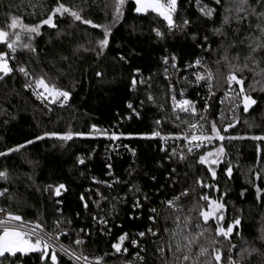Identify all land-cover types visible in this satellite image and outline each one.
Returning a JSON list of instances; mask_svg holds the SVG:
<instances>
[{
    "label": "trees",
    "instance_id": "16d2710c",
    "mask_svg": "<svg viewBox=\"0 0 264 264\" xmlns=\"http://www.w3.org/2000/svg\"><path fill=\"white\" fill-rule=\"evenodd\" d=\"M38 0H0V26L5 25V14L9 11L11 14L22 15L24 23L36 24L42 18L40 9L29 7L30 3H37ZM56 0H45V3L51 7ZM66 5H75L77 8H83L84 15L92 19L96 24H110L112 21V12L114 8V0H63ZM205 3L211 4V0H204ZM185 9L184 15L189 19L199 20L196 27H204L205 31L212 27L213 24L200 16L195 0H181ZM134 0H129L125 5L124 16L113 26L110 37V48L106 50L104 56L99 59L93 53H79V58L71 56V49L75 44H84L87 46V39L84 31L96 35L100 34V29H92L88 25H80V31L67 27L71 23L69 18L60 24L61 29L65 32H73L71 37L65 36L61 41L55 39L54 30L44 26L41 31L42 37H37L35 45L40 51L39 62L43 70L50 76H57L56 67H63L66 74L59 76L57 83L60 87L70 89L72 97L68 102V106L61 109L53 106V112H47L44 106L35 99L31 91L23 88L25 78L14 75L11 78H5L0 81V151L6 150L7 147H14L22 144L28 139H33L36 134L44 131H66L71 128L73 131L88 132L90 126L96 124L99 127L109 129L110 131L124 133H145L150 132L154 128V120L164 117L165 123L161 126L162 132L173 133L176 129L173 124L177 121L169 119L171 115L170 97H166L167 82L163 79V67L160 58L165 55V49L176 52L180 57V67L183 69L184 64L199 55V50L195 49L192 42L185 39L182 35L169 36L167 39L159 40L152 32V27L161 26L163 22L159 21L154 14L143 15L133 11ZM33 11L36 15H30ZM220 17H216V24H219ZM79 24V22H77ZM162 30L167 32L166 28ZM53 36L49 42V35ZM210 35V33H209ZM212 39H215L214 37ZM26 40V38H25ZM119 45V47H118ZM215 46V45H214ZM2 47V46H0ZM130 50H135L138 55L131 59V64H125L117 59V55H127ZM64 54L70 57L72 62L71 70L66 64L59 62V55ZM206 60H215V56H207ZM139 67L142 74L147 77L152 73L157 75L154 77L153 94L157 97L158 103L166 104V110L161 112L152 104L145 103L143 107L139 105L140 100L145 99V91L140 89L139 93L129 90L130 76L132 69ZM87 70V71H86ZM39 71V69H38ZM102 73L100 77L96 76V72ZM223 72L224 69H221ZM183 72L182 75L184 76ZM248 82L252 80L251 74H246ZM174 77L175 80L178 78ZM247 86V82L246 85ZM222 86L220 89L226 88ZM180 88H186V98L199 102L202 106L201 87L185 85L181 79L177 86V94ZM197 93L199 95H197ZM253 97L258 99V105H254L249 109L248 113L243 111V105L238 110L235 118L239 120L234 129H229L228 135L233 136H251L264 135V93H252ZM179 98V97H178ZM131 101L137 107L140 117L132 116L131 119L126 117L132 115L127 109V103ZM211 109L209 111L210 119L219 117V103L217 99H211ZM225 119L217 120L218 126L221 128L227 123L233 122L229 115L224 114ZM192 121L191 116L182 115L181 120ZM7 121V123H5ZM247 122V123H246ZM254 125V127H249ZM117 142L128 144L135 148L136 155L110 152V147L115 141H110L104 136H95V138L74 137L72 141H68L61 147V141L54 139H45L37 141L32 145H28L20 152L12 153L8 157H0V169L7 168L12 179L11 183L0 181V188L8 187L10 192L14 193V199L9 201L7 197H0V207L9 209L15 213L21 214L26 220H34L37 214H41L46 221L47 230L53 231V221L56 219L71 220V224L63 223L61 228L68 235H62L63 240L74 248L83 247L93 255L104 256L106 264H122L135 261L136 249H133L126 241L125 244L129 251L127 254H116L111 245L122 232L146 231L148 227H153L158 231L159 236L163 239L150 238L146 242L148 253L145 255L146 264H163L158 259L155 252V246L152 240H156L159 244L172 243L174 240H181L183 227V217L188 215L187 209L193 207L195 201L203 193H208L212 198H218L224 191L228 195L224 197L227 202V211L225 213L226 222H231L235 216L241 217V226L239 231L249 245L264 252V241L258 239L264 233V200L258 201L255 196V189L249 180H254V172H249L253 166L255 171L264 172V142L252 141L250 139L225 141V147L228 152L226 159L231 162L233 167V178L228 180L224 176V164L217 168L220 177V192L210 189L196 188L194 194L183 202L184 213L181 215V228L177 229L178 235L172 238L166 235L164 229L173 227L172 219L179 213L173 212L171 209H165L161 203L166 198H171L175 193L182 191L181 186L175 185L169 189L165 187L159 193L157 189L164 183L163 176L166 169L176 167L178 169V179L184 181L187 173V183L183 187L191 189L194 187V181L197 176L207 177L205 166L199 165L196 161L201 151L196 155L189 156L184 163L169 162L165 157L166 153L159 150L161 141L156 139H141L134 137L131 139L121 138ZM219 142L209 145L207 150H211L217 146ZM257 144L261 146V151L257 153ZM168 147V151H171ZM77 156L85 159V165L77 163ZM89 156L91 157L89 159ZM110 158V159H109ZM113 164V174L115 177L128 181L129 184L116 185L114 189L109 190L102 185H94L92 178L109 180L106 175V169L103 167L105 161ZM260 160V163L257 161ZM163 163V168L157 167V162ZM129 176L128 171L133 170ZM26 173H30L34 177V185L27 180ZM83 173V175H81ZM157 176L160 179L154 183L150 177ZM19 177V179H17ZM261 187H264V181L254 180ZM66 184L68 191L60 198L63 200L62 205H56L51 194L44 193L43 188L48 184ZM138 184L143 191L149 192L151 195L150 202L145 203L143 209L138 210L139 219H129V213L132 211L133 194L128 191L131 184ZM38 186L41 191H36ZM100 189L105 196L115 197L126 196L127 203H120L116 207L117 215L109 217V225L112 227L110 236L101 235L98 228L91 229V236L85 237V243L77 246L72 243L77 238V232L80 228H86L92 225L91 215L99 211L97 207L89 202L90 211L85 213L81 207L80 195L84 193L92 195L93 200L98 199L95 196L96 188ZM89 191L85 193V190ZM247 189L245 196L241 197L240 192ZM57 207L61 209L57 213ZM154 207L160 213L157 216V223L152 225L148 220L151 214L149 208ZM101 208L107 212L110 205L106 201L101 202ZM77 212L80 213L77 217ZM193 217V225L197 222L203 224L198 216V210L191 213ZM120 225L121 227H116ZM215 222L209 221V231L199 238V244L205 247L209 246L210 241L214 238ZM192 231H197L195 227ZM233 233L232 243L241 244L239 236ZM82 235V234H81ZM218 247V245H217ZM211 250V249H210ZM234 252L236 249L233 250ZM169 259L171 255L165 253ZM195 248L193 250V257ZM227 254L225 249V255ZM204 259L203 257L201 258ZM62 260L63 264H72V262L61 254H58V264ZM250 264H261V259L256 255L249 258ZM22 264H40L39 254H30L28 257L22 258ZM49 264L51 262L49 261Z\"/></svg>",
    "mask_w": 264,
    "mask_h": 264
},
{
    "label": "snow or ice",
    "instance_id": "6c2138e0",
    "mask_svg": "<svg viewBox=\"0 0 264 264\" xmlns=\"http://www.w3.org/2000/svg\"><path fill=\"white\" fill-rule=\"evenodd\" d=\"M87 3V0H84ZM129 0H114V8L112 12V21L110 24H96L92 19L87 18L83 13V8H77L75 5H66L63 0H56L55 4L49 7L45 0H38L37 3H30L29 7L40 9L41 19L36 24L24 23L22 15L11 14L9 11L5 14V25L0 26V81L5 78H11L18 74L25 78L23 88L26 91H31L32 95L38 100L47 112H53L54 107L58 106L63 109L68 106V102L72 97L70 89L62 88L57 83L59 76L66 74L63 67H56L53 63L52 66L56 68L57 76H50L45 72L40 65L39 56L40 50H37L35 40L37 37H42L43 32L41 29L47 26L48 29L54 30L55 39L61 41L63 37H71L73 32H65L61 29L60 24L63 21L71 19V23L67 25L70 29L80 31V25H88L92 29H100V34L96 35L84 31L85 38L87 39V46L84 44H75L71 49V56L79 58V53H93L99 59L104 56L106 50L110 48V37L113 35V26L124 16V9ZM197 10L201 17L213 24L212 27L205 31L204 27H196L199 20L189 19L182 6L181 0H134L133 11L137 14L149 15L154 14L159 21H162V27L167 29V32L162 30L161 26L152 27V32L159 40L167 39L169 36L177 34L182 35L185 39L192 42L195 49L199 50V55L194 59L187 61L183 69L180 67L181 57L174 51L165 49V55L160 58L163 67V79L167 82L166 97H170L171 115L169 119L177 121L176 127L184 124L185 127L181 132L163 133L162 125L166 122L164 117L154 120V128L150 132L145 133H124L110 131L109 129L102 128L93 124L90 126L88 132L73 131L71 128L66 131H44L36 134L33 139H28L22 144H17L14 147H7L6 150L0 151V157H8L12 153L20 152L28 145H32L37 141L45 139H54L61 141V147L64 143L72 141L74 137L82 138H95V136H104L110 141H117L121 138H134L141 139H156L159 138L163 141L159 150L166 153V159L169 162L184 163L189 156L194 155L197 151H202L203 154L199 155L196 163L205 166L207 177L197 176L194 181V187L191 189L183 187L187 183L186 178L182 182L178 179V169L172 167L165 170L163 181L157 193L165 187L169 189L175 185H180L182 191L175 193L171 198H166L161 201L165 209H171L175 213L172 219L173 227L164 229L166 235L175 238L178 233L177 229L181 228V215L184 213L183 202L194 194L196 188L210 189L220 192V177L218 176L217 168L224 164V176L228 180L233 178V167L230 161L226 159L228 152L225 147V141H234L242 139H250L252 141L264 142V135H251V136H233L228 135L229 129H234L236 123L239 122L235 118V110L243 105V111L249 112L254 105H258V99L254 98L252 93H264V0H211V4L205 3L204 0H195ZM30 15H36L33 11ZM219 16V24H216V17ZM79 22V24H77ZM210 33V35H209ZM215 39H212V38ZM26 38V40H25ZM53 36L49 35V42ZM215 45V46H214ZM119 47V45H118ZM138 55L135 50H130L127 55L119 54L117 59L125 64H131V59ZM207 56H215V60H206ZM59 62L63 65L66 64L68 69L71 70L72 62L68 55L60 54ZM39 69V71H38ZM221 69H224L222 72ZM191 70V71H189ZM87 71V70H86ZM183 72H188V76H183ZM251 74L252 80L248 82L246 74ZM178 74L180 76L177 77ZM101 72L97 71L96 76L100 77ZM156 73H152L145 77L139 67L132 69L130 76L129 90L139 93L143 88L145 91V99L139 101V105L143 107L145 103L152 104L161 112L166 110L168 99L164 103H158L157 97L153 94L154 77ZM181 79L185 85L188 86H204L207 89L205 97H203V108H199L198 101L186 98V88H180L177 94V86L180 84ZM247 82V86L246 85ZM227 86L228 91L224 93V98L230 99L229 112L232 113L231 119L233 122L227 123L222 128L218 126L217 120L223 122L225 119L223 112L220 113L217 119L209 118V101L216 96L222 86ZM233 85H238V90L233 88ZM197 95H199L197 93ZM179 97V98H178ZM223 103V100H221ZM132 115L126 117L131 119L132 116L140 117L137 107L133 102L129 101L126 105ZM180 113L186 116H191L192 121L181 120ZM7 123V121H5ZM247 123V122H246ZM254 127V125H249ZM183 141V148L177 151L176 147H172L168 151V140ZM219 142L217 146L211 150H207L209 145ZM136 155L135 149L129 148L128 145H122ZM186 149V151H185ZM115 150V149H113ZM261 151V146L257 144V153ZM91 157L89 156V159ZM77 163L85 165V159L77 156ZM110 159V158H109ZM260 163V160L257 161ZM103 167L106 169V175L109 180L92 178L94 185H102L104 188L112 190L116 185L129 184L128 181L122 178L115 177L113 174V164L105 161ZM158 168H163L164 164L157 162ZM264 167V166H262ZM133 170H129V176L132 175ZM249 172H254V180L264 181V172L255 171V167L249 169ZM83 175V173H81ZM25 176L29 182L34 185V177L30 173ZM12 177L7 168L0 169V181L6 183L12 182ZM19 179V177H17ZM150 179L156 183L160 179L153 175ZM254 180H249L255 189V196L258 201L264 200V187L256 184ZM36 191L40 192L41 189L36 186ZM68 188L66 184L59 183L56 185L48 184L43 188V192L51 194V197L56 199L53 202L56 205H62L63 200L60 199ZM89 190L86 189L85 193ZM128 191L133 194L132 211L129 213V219H139L137 215L138 210L143 209L144 204L150 202L152 194L143 191L140 185L131 184ZM247 189L240 192V196L244 197ZM228 195L224 191L218 198H212L208 193H203L199 199L195 201L193 207L188 208V215L183 217V227L181 230V240H174V247L172 243L159 244L156 240H152L155 246V252L158 259L163 264H250L249 258L256 255L261 259V264H264V252L256 248L254 245H249L248 241L241 235L239 228L241 226V217L235 216L231 222H226L225 213L227 211V202L224 197ZM95 196L98 199L93 200L92 195H80V203L84 212L87 214L90 211V204H94L99 211L91 215L92 225L86 228H80L77 232V238L72 242L77 246L85 243V237L91 236V229L98 228L101 235L110 236L112 227L109 225V217H115L116 207L120 203H127L126 196L109 198L105 196L99 187L95 190ZM0 197H7L9 201L14 199V193L10 192L8 187L0 188ZM106 201L110 208L105 212L101 208V202ZM198 210V216L202 219L203 224L197 222L193 225L192 212ZM151 213L148 220L152 225L157 223V216L160 213L154 207L149 208ZM57 213L62 212L57 207ZM80 213L77 212V217ZM209 221L215 222L214 238L210 241L209 246L205 247L199 244V238L204 236L209 231ZM63 223L71 224V220L56 219L53 221V228L55 233L47 230L46 221L41 214H37L34 220H26L23 215L15 213L4 207H0V264H22V258L28 257L30 254H39L40 264H58V253L68 256L72 264H93L83 251L77 252L70 245L66 246L60 242L61 235H68L63 231L61 225ZM116 227H121L116 225ZM195 227L197 231L193 232L192 228ZM240 237L241 244L237 245L232 243L233 233ZM82 234V235H81ZM150 238H163L159 236L157 230L153 227H148L146 231L122 232L116 241L112 243L111 247L116 254H127L129 249L125 242L136 249L135 261L138 264H146L145 255L148 248L146 242ZM264 241V233L258 237ZM218 245V247H217ZM195 254L193 257V250ZM211 249V250H210ZM225 249L227 254L225 255ZM236 249L234 252L233 250ZM171 255V259L165 253ZM104 256L95 257L94 264H106ZM204 258L203 260L201 258ZM59 264H63L60 260ZM131 264V262H127Z\"/></svg>",
    "mask_w": 264,
    "mask_h": 264
},
{
    "label": "built area",
    "instance_id": "2783aa9c",
    "mask_svg": "<svg viewBox=\"0 0 264 264\" xmlns=\"http://www.w3.org/2000/svg\"><path fill=\"white\" fill-rule=\"evenodd\" d=\"M189 71H191V70H189ZM184 76H188V72H187V74L185 73V75ZM201 87V100L203 101V97H205V95H206V92H207V89H206V87H204V86H200ZM233 88L234 89H236V90H238V88H239V86L238 85H233ZM214 91H216V96L215 97H213L214 99H217V101H218V103H219V112L221 113V112H223V114H226V115H229V117L231 118L232 117V113H230L229 112V108H230V99H231V97L229 96V98H224V93L226 92V91H228V89H227V87L226 88H223V89H219L218 91L215 89V87H214ZM187 95V93H185V96ZM212 98V99H213ZM221 100H223V103H221ZM209 104H210V108H209V111H210V109H211V103H210V101H209ZM199 106V105H198ZM242 106V104L240 105V107ZM240 107L239 108H237L236 110H235V115L237 114V112H238V110L240 109ZM199 108H203V104H202V106H199ZM182 115H184V113H180V118L182 119ZM209 118H210V115H209ZM178 123V122H177ZM176 122H175V124H173V128H175L176 130L173 132V134H175V133H177V132H181V130L185 127V125L184 124H180V127L178 128V127H176V124H177ZM163 133H165V134H167L166 132H163ZM118 141V140H117ZM117 141H115L116 143H113L112 145H111V147H110V152H113V153H120V152H123V153H128V154H131L132 155V153L128 150V148H125V147H123L122 145H128V144H122L121 142H117ZM162 143H164L163 141H161V144ZM183 144H184V142L183 141H180V140H168L167 141V146L168 147H176L177 148V151H180L182 148H183ZM128 147L129 148H132V149H135L134 147H132L131 145H128ZM113 149H115V150H113ZM185 151H186V149H185ZM135 152H136V150H135ZM201 151H197L194 155H196V154H198V153H200ZM192 156V155H191ZM165 200V199H164ZM49 231V230H48ZM55 231L56 230H53V231H51V232H53V233H55ZM60 242L61 243H63L64 245H66V246H69V244H67L64 240H63V238H62V235H61V237H60ZM72 247V246H71ZM72 248H74V247H72ZM77 252H80V251H83V253L86 255V256H88V258H89V260H91V261H93V264H94V261H95V255H93L92 253H90L88 250H85L82 246L81 247H79V248H74ZM57 253L58 254H61V255H63L62 253H60L59 252V247H58V245H57ZM64 257H66L67 259H68V256H66V255H63ZM80 264H83V261H81L80 262ZM122 264H127L126 262L125 263H122Z\"/></svg>",
    "mask_w": 264,
    "mask_h": 264
}]
</instances>
